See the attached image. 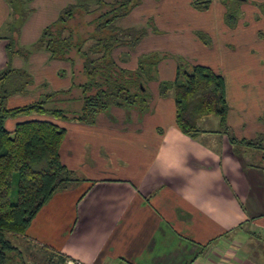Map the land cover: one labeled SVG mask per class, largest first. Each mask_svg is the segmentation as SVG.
<instances>
[{
    "label": "crops",
    "instance_id": "crops-1",
    "mask_svg": "<svg viewBox=\"0 0 264 264\" xmlns=\"http://www.w3.org/2000/svg\"><path fill=\"white\" fill-rule=\"evenodd\" d=\"M16 1L0 0V74L23 69L33 81L8 96V107L28 105L69 89L73 82L70 61L52 58L40 44L43 28L60 14L38 25L37 17L32 18V26L19 29L22 12ZM121 1L133 3H61L62 9L81 4L95 14ZM194 1L138 0L118 20L123 28L147 30L134 49H113L120 66L136 69L142 53L170 54L158 63V79L149 82L151 103L144 111L115 104L90 123L52 118L66 129L61 159L82 180L57 191L20 240L58 255L62 264L65 257L82 264H264V148L245 146L230 136L241 140L264 133V39L255 31L264 26V17L230 27L221 0H211L203 10ZM42 4L26 3L30 10ZM82 8L77 10L82 22L75 17L68 27H75V36L84 41L92 35L86 29L94 14ZM255 9L250 5L249 15ZM198 32L208 34L209 43ZM89 41L92 36L84 48ZM172 54L224 76L229 129L219 117L216 127L203 126L212 115L199 121L196 136L180 129L174 90L160 93V81L175 77ZM48 117L31 112L8 117L5 125L13 130L19 121Z\"/></svg>",
    "mask_w": 264,
    "mask_h": 264
},
{
    "label": "trees",
    "instance_id": "trees-1",
    "mask_svg": "<svg viewBox=\"0 0 264 264\" xmlns=\"http://www.w3.org/2000/svg\"><path fill=\"white\" fill-rule=\"evenodd\" d=\"M211 0H195L194 5L203 10ZM130 2L110 4L94 14L81 4L63 8L58 19L48 25L41 36L40 44L51 53L52 58L70 61L73 67V82L69 89L45 95L28 105L8 107L9 95L23 91L32 83L25 71L7 69L0 74V262L8 251L15 249L13 237L25 235L40 209L60 190H66L82 180L75 170L61 159L60 146L66 129L51 118H32L19 121L13 130L5 125V119L35 112L56 119L93 122L98 113L112 105L137 106L144 111L150 105L152 92L149 82L158 79V63L169 56L168 52L142 53L136 69L120 66L114 59L113 49L127 45L134 49L146 34V28H123L118 20L131 10ZM263 12H264V3ZM83 7V8H82ZM79 8L94 14L88 22L93 27V43L84 48V41L75 34V27H68L77 16ZM93 12V13H92ZM234 19L229 21L234 23ZM68 27V28H67ZM154 30L157 28L153 26ZM68 35H65V31ZM88 33L90 31L88 30ZM206 43L209 37L198 32ZM12 52L14 40L8 44ZM177 58V72L173 80L160 81L163 96L174 90L176 123L180 129L196 136L201 128L199 121L207 116L220 118L223 128L229 129L227 116L230 105L226 95L224 76L207 65L194 64L184 57ZM79 89V90H77ZM59 94V98H56ZM50 102L58 106H48ZM238 141L249 147L264 148V133L255 138ZM17 175L16 200H12L14 177Z\"/></svg>",
    "mask_w": 264,
    "mask_h": 264
},
{
    "label": "rangeland",
    "instance_id": "rangeland-1",
    "mask_svg": "<svg viewBox=\"0 0 264 264\" xmlns=\"http://www.w3.org/2000/svg\"><path fill=\"white\" fill-rule=\"evenodd\" d=\"M29 1L30 0H18L15 3L16 8L20 12H22V13H20L19 21L21 20L20 21L21 26L18 25L19 29L20 28L22 29V27L24 28V26L26 24L28 25L29 23H31L33 20L32 18H35V17H37V19L35 21V24H37V25L41 24L45 20H50L52 18V15L55 18L57 15L60 14V11L62 9V3H61L62 0H43V4L36 7L33 10L29 9V5H28V7L26 5V3H29ZM136 1H138V0H133V3L130 4V6L132 7L135 4L134 2H136ZM139 1H141V0H139ZM221 2L225 7L224 21L230 27H236L242 19H246L245 23H247L246 25H248L251 22L257 23L260 21L261 18L264 17L263 7H261L263 5L262 3H264V0H259V1H255V0H221ZM250 5H252L253 7L256 6V9L252 12V14L249 15ZM33 13H35V15H32ZM82 17H83L82 15L80 17H77V18H79L77 20L79 22H82V20H83ZM248 17H250V18H248ZM28 19H29V21H28ZM233 19L235 21L233 24H231L229 21H232ZM30 26H32V23ZM25 28H27V27L25 26ZM32 28H36V27L34 26ZM44 29L45 28H43L42 31H44ZM88 30L90 31V33H88ZM93 30L94 29L91 26L88 29H86V32H87V34H91V33L93 34L94 33ZM255 31L257 33L258 38L264 39V26L260 25V27L258 29H256ZM83 33H84V30H83ZM198 35H199V33H198ZM206 35H208V34H206ZM201 39H203V38H201ZM91 42L93 43V41H89V44ZM10 43H11V41H10ZM32 49H34V48H32ZM253 49H254V51H257L256 48H253ZM21 50L24 51L25 55H23V56H25V58H27L28 56L26 54L28 53V51L25 50L24 48ZM175 55L176 54H172L170 56V58L174 61H175V59L177 60ZM54 59H59V58H54ZM61 60H64V59H61ZM23 71H25V70H23ZM176 72H177V67H176ZM23 75H24V77H25V75L32 77V74L27 73L26 71H25V74H23ZM165 76H167V74H165ZM175 77H176V73H175ZM73 79L74 78H72V81H73ZM59 97H61V96H59V94H57L56 98H59ZM44 98H45V95H42L40 97V99H44ZM58 105H60V103L55 104V102H50L48 104V106H50V107L58 106ZM49 117L51 119L54 118L53 116H49ZM216 118H218V116L212 115L210 118L206 119V121H203L202 125L207 127V128L216 127L217 126ZM16 195H17V175H15V177H14V184H13V189H12V200H14V201L16 200ZM20 237H23V235H19L16 237H13L11 235L15 249L12 252L8 251V253L6 254V258H3V260L0 262V264H62L63 263V261L61 260V258H59L58 255H55V254L50 253L46 250H43L41 247H37V246L31 244L30 242L28 243V242L22 241L19 239ZM67 260H69V258L65 257L64 258L65 264H68Z\"/></svg>",
    "mask_w": 264,
    "mask_h": 264
},
{
    "label": "built area",
    "instance_id": "built-area-1",
    "mask_svg": "<svg viewBox=\"0 0 264 264\" xmlns=\"http://www.w3.org/2000/svg\"><path fill=\"white\" fill-rule=\"evenodd\" d=\"M68 261V264H82L79 260H75V259H72V258H69Z\"/></svg>",
    "mask_w": 264,
    "mask_h": 264
}]
</instances>
